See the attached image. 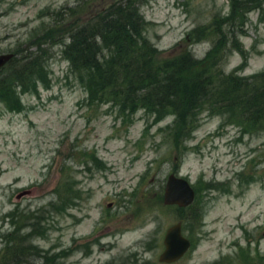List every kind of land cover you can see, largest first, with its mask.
Listing matches in <instances>:
<instances>
[{"label": "rangeland", "instance_id": "1", "mask_svg": "<svg viewBox=\"0 0 264 264\" xmlns=\"http://www.w3.org/2000/svg\"><path fill=\"white\" fill-rule=\"evenodd\" d=\"M80 1L0 0V54H36L34 37L43 49L38 73L0 88V263L16 251L20 264H264V125L203 110L179 132V117L141 108L126 116L93 101L64 45L43 38L52 14ZM233 7L243 13V54L232 51L221 70L264 73V0H147L139 8L160 58L188 50L198 59L212 36L188 44L187 32ZM2 67L0 78L11 72ZM170 173L195 190L191 208L162 203ZM24 188L31 193L15 199ZM176 222L190 247L160 262L163 234Z\"/></svg>", "mask_w": 264, "mask_h": 264}, {"label": "trees", "instance_id": "2", "mask_svg": "<svg viewBox=\"0 0 264 264\" xmlns=\"http://www.w3.org/2000/svg\"><path fill=\"white\" fill-rule=\"evenodd\" d=\"M230 1L234 5L236 0ZM143 2L147 0H112L102 6L81 0L75 7L54 12L43 38L64 45L62 56L79 74L89 98L110 102L126 116L139 108L155 117L172 115L179 117L178 131L184 124V131L189 132L203 110L220 115L230 112L241 114L260 129L264 125V73L244 78L235 71L224 73L220 66L232 51L243 54L236 42L243 13L233 7L229 13L214 15L208 27L199 25L187 32L188 44L212 36L203 57L196 59L190 51L180 50L160 58L162 52L145 35L148 22L139 8ZM55 35L60 42L52 40ZM39 42L34 37L31 43L36 54L29 47L19 58L13 52L5 64L11 72L0 78V88L11 86L16 74L39 72L38 58L43 57ZM21 256L15 251L11 264H20Z\"/></svg>", "mask_w": 264, "mask_h": 264}, {"label": "water", "instance_id": "3", "mask_svg": "<svg viewBox=\"0 0 264 264\" xmlns=\"http://www.w3.org/2000/svg\"><path fill=\"white\" fill-rule=\"evenodd\" d=\"M13 53L0 54V68L7 63ZM31 188H24L15 194V199L29 195ZM194 190L190 183L183 177L173 173L167 175L162 192V203L164 205H175L177 207H187L194 199ZM163 250L158 256L160 262H173L178 260L189 248L190 241L182 235L181 223L176 222L166 228L162 237Z\"/></svg>", "mask_w": 264, "mask_h": 264}]
</instances>
